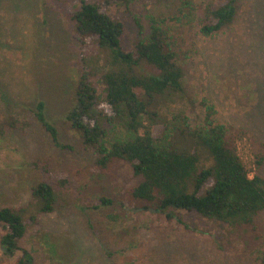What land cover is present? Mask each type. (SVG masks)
<instances>
[{"label": "rangeland", "instance_id": "1", "mask_svg": "<svg viewBox=\"0 0 264 264\" xmlns=\"http://www.w3.org/2000/svg\"><path fill=\"white\" fill-rule=\"evenodd\" d=\"M68 3L0 0V209H19L26 227L11 254L2 244L7 225L0 223V264H16L26 256L25 264H259L253 237L239 241L231 228L198 215L182 213L166 222L151 211L99 206L105 185L114 196L124 187L95 182L90 169L97 155L62 120L75 100L80 51L69 17L75 1ZM178 4L133 0L130 11L115 5L109 13L125 25V49L132 48L141 29L148 33L152 16L168 17L165 25L176 49L188 59L187 90L197 99L194 116L204 119L201 102L207 99L216 108V121L250 133L253 140L244 136L238 144L253 177L258 171L252 147L264 144V0H240L232 26L211 37L200 33L197 12L173 21ZM40 102L61 129L60 139L75 152L57 148L37 123L32 109ZM8 117L18 121L17 128L3 133ZM42 182L61 185L54 212H40L34 189ZM111 213L121 215L119 222ZM260 221L264 241V213Z\"/></svg>", "mask_w": 264, "mask_h": 264}, {"label": "trees", "instance_id": "2", "mask_svg": "<svg viewBox=\"0 0 264 264\" xmlns=\"http://www.w3.org/2000/svg\"><path fill=\"white\" fill-rule=\"evenodd\" d=\"M61 1H75L69 17L80 50L74 68L75 100L62 120L97 155L90 169L95 182L103 179L113 187L121 183L124 187L114 196L105 185L107 194L98 195L99 206H115L122 212L151 211L166 222L180 219L182 213L198 215L231 228L239 241L253 237L259 264H264L260 237L264 144L252 147L258 172L251 177L238 144L244 136L253 140L250 133L216 121V108L207 99L201 102L204 119L194 116L197 99L189 97L187 90L188 59L176 49L171 29L165 25L168 17L152 16L148 33L141 29L132 48L125 49V25L109 9L119 5L130 11L133 0ZM178 1L173 21L189 20L197 12L205 37L231 27L240 9V0ZM45 106L40 102L32 109L37 123L57 148L75 152V147L60 139L61 129L49 121ZM4 122L3 133L17 128L13 117ZM60 188L42 182L34 189L42 202L40 212L58 208ZM110 217L115 223L121 219L116 213ZM0 223L8 228L2 244L13 254L26 232L19 209H0ZM211 235L215 238L216 233ZM26 258L16 264H25Z\"/></svg>", "mask_w": 264, "mask_h": 264}]
</instances>
